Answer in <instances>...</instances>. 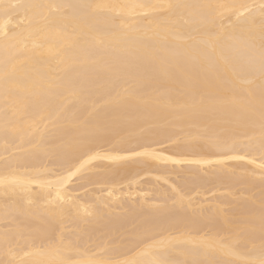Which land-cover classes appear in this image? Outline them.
<instances>
[{"label": "bare ground", "instance_id": "bare-ground-1", "mask_svg": "<svg viewBox=\"0 0 264 264\" xmlns=\"http://www.w3.org/2000/svg\"><path fill=\"white\" fill-rule=\"evenodd\" d=\"M3 2L116 7L90 10L76 35L50 29L44 59L46 67L65 69L62 79L45 83L39 103L22 94L21 114L7 124L0 104V261L251 258L264 202V0ZM31 19L24 8L0 10L7 33H0V61L6 54L23 59L32 48ZM250 99L255 108H248ZM6 226L23 234L11 254L3 243ZM50 240L72 246L57 251Z\"/></svg>", "mask_w": 264, "mask_h": 264}, {"label": "snow or ice", "instance_id": "snow-or-ice-1", "mask_svg": "<svg viewBox=\"0 0 264 264\" xmlns=\"http://www.w3.org/2000/svg\"><path fill=\"white\" fill-rule=\"evenodd\" d=\"M111 5L103 4H86V3H66V2H52L46 4H6L0 0V10H3L5 15L9 14L10 10L24 8L26 11L32 13V19L29 21V28L27 32V39L32 41V48L25 49V56L23 59H17L6 54L3 61H0V104H2V111L5 117L6 124L9 117H17L20 113L21 95L27 97H34L35 102L39 103L43 94L44 85L47 82H55L62 79L59 72L65 71L60 68L58 71L50 67H46L45 49L47 43V34L53 27H60L69 35L78 34L79 25L85 24L90 18V10L107 9ZM143 7V5H141ZM169 9L183 8L196 10L200 8H227L230 10L239 11L241 8H248L247 5H198V4H183V5H167ZM262 12L261 22V36H260V64L261 72L264 73V4L260 5ZM249 11L251 9L249 8ZM0 33L7 35L4 31V26H0ZM61 45L57 49L62 51L64 47H71ZM51 49H47L48 54H51ZM232 72H240L243 69L233 67ZM248 108H255V102L251 99L248 101ZM259 115L262 127V136H264V92L261 93L259 100ZM138 153H133L137 155ZM242 158V157H241ZM264 167V165H262ZM3 183V181H0ZM55 224L49 225V232H54ZM17 235H23L18 231H13L6 226L3 233V243L7 246L9 254L12 253L13 245L18 243ZM239 243L245 246L252 243L251 240H240ZM71 242L65 246L63 241L59 246L54 245L51 240L48 247H56L57 251H62L67 247L70 249ZM252 253L251 258L243 260V264H264V202H262V216H261V238L257 250V246L252 243L250 249ZM31 252H25V255H31ZM0 264H4L0 261ZM7 264H15L14 260H9ZM59 264H69L68 261H60ZM103 264V262H99ZM196 264V262H194Z\"/></svg>", "mask_w": 264, "mask_h": 264}]
</instances>
